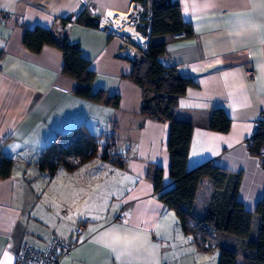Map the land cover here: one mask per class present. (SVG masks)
Listing matches in <instances>:
<instances>
[{"label": "crops", "instance_id": "obj_1", "mask_svg": "<svg viewBox=\"0 0 264 264\" xmlns=\"http://www.w3.org/2000/svg\"><path fill=\"white\" fill-rule=\"evenodd\" d=\"M171 1L193 34L154 41L167 44L160 62L193 81L175 112L193 125L187 169L212 161L241 172L237 199L253 211L264 189L262 161L248 150L252 121L264 115V0ZM134 3L149 19L152 0H0V11L9 15L0 21V163L12 160L9 174L0 176V264H14L22 243L44 249L53 237L73 243L58 264H217L218 249L201 250L159 199L173 186L168 123L140 114L143 90L128 78L133 59L119 54L131 47L136 56L140 45L102 24L109 11L129 12ZM82 11L98 27L62 24ZM35 26L77 43L95 72L91 91L117 95L118 107L76 96V80L61 72L62 53L55 46L27 49L24 31ZM215 109L230 119L227 132L208 128ZM80 124L102 136L101 147L113 137L110 154L123 166L95 156L52 176L41 171V150L56 133ZM199 189L202 216L212 187L205 180ZM117 236L132 243L112 251L108 245Z\"/></svg>", "mask_w": 264, "mask_h": 264}, {"label": "trees", "instance_id": "obj_2", "mask_svg": "<svg viewBox=\"0 0 264 264\" xmlns=\"http://www.w3.org/2000/svg\"><path fill=\"white\" fill-rule=\"evenodd\" d=\"M143 2L144 0H137ZM138 30L148 36L146 49L139 52L131 61L132 67L128 78L143 90L140 114L143 117L168 123L167 150L170 157L169 176L173 186L162 192L159 199L178 218L181 230L193 236L198 247L204 251L218 249L217 264H264V189L253 211L245 209L237 199L241 181V172H232L205 161L187 169V157L193 131V125L175 117L178 99L183 96L191 78L182 75L175 65H164L160 56L166 51L167 44L154 41L155 37L174 35L184 32L185 37L193 34L191 25L184 21L179 5L171 0H152L151 15ZM75 22L88 27H98V21L87 11H82L75 18L62 19V24ZM148 28V31H147ZM22 44L29 50L38 52L44 45L58 48L62 53L61 72L76 80L73 93L95 103L118 107L119 97L108 95L100 89H90L95 72L90 62L81 54L77 43H70L67 36L57 38L49 28L35 26L26 29ZM230 119L222 109L212 111L208 128L218 132H227ZM98 138L80 124L65 132L56 133L52 141L40 153L38 167L52 176L58 168L72 170L95 156L111 159L122 167L117 157L110 154L114 144L113 137L101 147ZM111 139V140H108ZM264 148V119L248 141L249 153L258 156ZM12 165L10 158L3 157L0 163V176H7ZM264 167V161H262ZM208 180L212 191L208 198L207 208L202 216L194 211V202L199 188ZM161 181V170L158 168L153 177L154 189L158 190ZM258 221L256 234L252 229ZM234 239L235 242L225 241ZM241 260L238 262V258Z\"/></svg>", "mask_w": 264, "mask_h": 264}, {"label": "built area", "instance_id": "obj_3", "mask_svg": "<svg viewBox=\"0 0 264 264\" xmlns=\"http://www.w3.org/2000/svg\"><path fill=\"white\" fill-rule=\"evenodd\" d=\"M116 12V11H115ZM119 13V12H118ZM125 13V17L137 31L138 26H143L145 24L144 16H143V6L140 3H134L133 8L129 12H120ZM8 13H4L0 11V21L8 20ZM110 28L108 25H106ZM111 29V28H110ZM111 31L116 32L111 29ZM118 33V32H117ZM139 33H141L139 31ZM122 34V33H120ZM142 34V33H141ZM125 35V34H123ZM130 38V40L135 43L130 36L125 35ZM174 38H182L184 37V32L175 33L173 35ZM137 44V43H135ZM141 49H146V47L140 46ZM120 55L124 57H129L131 59L135 58V53L131 49V47H125L120 52ZM264 119V115L260 116L252 121V130L249 140L254 135L257 128L260 126V122ZM258 158L261 161H264V148H260ZM82 230V225H78L76 229V233H79ZM73 243L67 240H63L57 237H53L50 239L48 245L44 249H38L26 242L22 243L18 254L15 257L14 264H58L61 257L67 255Z\"/></svg>", "mask_w": 264, "mask_h": 264}, {"label": "bare ground", "instance_id": "obj_4", "mask_svg": "<svg viewBox=\"0 0 264 264\" xmlns=\"http://www.w3.org/2000/svg\"><path fill=\"white\" fill-rule=\"evenodd\" d=\"M102 24L108 25L118 33L130 36L135 43L142 47H146L147 45V38L128 23L125 13L109 11L102 19Z\"/></svg>", "mask_w": 264, "mask_h": 264}, {"label": "rangeland", "instance_id": "obj_5", "mask_svg": "<svg viewBox=\"0 0 264 264\" xmlns=\"http://www.w3.org/2000/svg\"><path fill=\"white\" fill-rule=\"evenodd\" d=\"M205 202V197H204V192L202 189H199L198 193H197V198L194 202V211L197 214V211L203 207V204ZM257 228H258V221L256 220L253 224V229H252V234L253 236L256 234L257 232ZM241 260V258H238V262Z\"/></svg>", "mask_w": 264, "mask_h": 264}, {"label": "snow or ice", "instance_id": "obj_6", "mask_svg": "<svg viewBox=\"0 0 264 264\" xmlns=\"http://www.w3.org/2000/svg\"><path fill=\"white\" fill-rule=\"evenodd\" d=\"M132 242L125 239V240H121L120 237H113L112 239V243L108 245V247H110L112 249V251H117L118 248L117 246H123V247H128Z\"/></svg>", "mask_w": 264, "mask_h": 264}]
</instances>
